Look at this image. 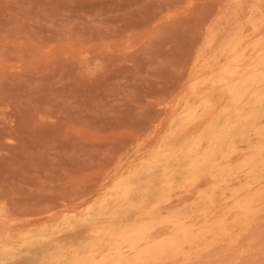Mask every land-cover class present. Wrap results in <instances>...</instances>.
Masks as SVG:
<instances>
[{"label": "rangeland", "instance_id": "1", "mask_svg": "<svg viewBox=\"0 0 264 264\" xmlns=\"http://www.w3.org/2000/svg\"><path fill=\"white\" fill-rule=\"evenodd\" d=\"M262 44L264 0H0V264L141 228L147 264H264Z\"/></svg>", "mask_w": 264, "mask_h": 264}, {"label": "bare ground", "instance_id": "2", "mask_svg": "<svg viewBox=\"0 0 264 264\" xmlns=\"http://www.w3.org/2000/svg\"><path fill=\"white\" fill-rule=\"evenodd\" d=\"M264 47V44H262L261 48ZM261 48L258 50V52L261 51ZM231 54L236 52V47L230 49L229 51ZM237 55L233 56V61L236 62V57ZM237 63V62H236ZM264 65V62L262 63ZM258 73L257 66H240L238 63L236 65L230 66L226 72L225 76L226 78L218 77L215 81L216 85H219L222 88L227 89L228 92H235L234 88L232 85H229L228 81L229 78H236L237 75H247L248 78L255 76ZM236 93V92H235ZM174 95V94H173ZM172 95V96H173ZM171 102V101H170ZM172 103V102H171ZM170 103V104H171ZM158 129V127H157ZM128 159V158H127ZM125 160V159H124ZM121 162V161H120ZM123 162V161H122ZM124 163V162H123ZM120 165V164H119ZM119 167V166H118ZM120 169V167H119ZM118 173V172H117ZM116 174V173H115ZM124 192L129 190V185L126 184L123 186ZM250 208H244L243 206L237 207V211L243 212L245 214L248 213ZM174 230L179 231L182 227L181 224L179 223H174L171 225ZM186 228V227H184ZM190 231L185 230L183 231V236L187 237ZM155 239L152 238L146 230L144 229H139L133 233L130 234H123L120 237V243L118 244V247H112L109 249L108 253V258H104L100 260V264H147L149 260H146L145 257L151 255L153 252L154 254L159 253H165L164 249L169 246H173L175 243L173 241H168L167 243H155ZM141 246H143L144 249H139ZM123 248H126L128 251L129 255H132V259H127V258H121L122 257V250ZM176 251L179 250V246H175L174 248ZM180 251V250H179Z\"/></svg>", "mask_w": 264, "mask_h": 264}]
</instances>
